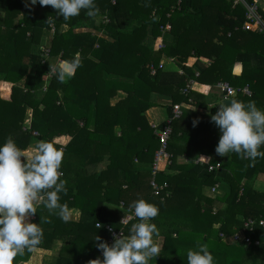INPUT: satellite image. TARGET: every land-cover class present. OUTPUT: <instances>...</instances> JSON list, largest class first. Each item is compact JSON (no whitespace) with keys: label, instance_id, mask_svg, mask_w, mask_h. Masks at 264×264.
Returning a JSON list of instances; mask_svg holds the SVG:
<instances>
[{"label":"trees","instance_id":"obj_1","mask_svg":"<svg viewBox=\"0 0 264 264\" xmlns=\"http://www.w3.org/2000/svg\"><path fill=\"white\" fill-rule=\"evenodd\" d=\"M95 3V16L82 10L63 21L51 6L29 8L25 0H0V83L11 90L9 98L0 92V144L12 136L22 150L33 140L62 148L66 192L60 193V202L79 214L64 222L38 204L31 219L43 231L37 247L50 249L55 239L67 236L69 243L60 248L55 264L102 260L97 235L113 243L108 225L129 236L138 221L120 222L134 201L144 199L159 208L151 222L159 229L161 252L150 264H188L187 250L198 244L207 245L215 264H264V228L251 232L258 245L228 244L219 236L230 235L247 218L264 219V191L253 187L264 177V158L250 162L235 153L218 156L220 131L211 121L225 96L219 82L248 85L251 95L238 93L232 99L254 101L264 109V33L244 28L246 9L231 0ZM259 9L264 22V9ZM166 24L169 29L162 33ZM33 44L38 51H30ZM164 56L181 73L163 71L159 64ZM73 57L81 66L72 78L58 81L50 68ZM214 87L221 93L212 92ZM38 90L43 91L40 99L34 97ZM118 90L126 97L111 104ZM153 93L171 97L166 119L158 126L146 113L157 106ZM182 104L208 112L182 107L181 115L172 118L168 155L153 174L159 148L155 130ZM26 107L32 109L28 128ZM194 119L199 120L196 126ZM180 156L185 161L178 162ZM105 157L108 163L102 167ZM206 163L220 167L208 170ZM152 181L157 187L166 185L160 195H154ZM215 185L218 191L209 194ZM30 255L25 250L14 264H27Z\"/></svg>","mask_w":264,"mask_h":264},{"label":"clouds","instance_id":"obj_2","mask_svg":"<svg viewBox=\"0 0 264 264\" xmlns=\"http://www.w3.org/2000/svg\"><path fill=\"white\" fill-rule=\"evenodd\" d=\"M51 6L63 21L79 16L85 11L88 16L98 12L95 0H25L26 7ZM55 21V18L52 17ZM81 66L78 57L62 60L50 72L64 82L75 75ZM224 101H230L225 104ZM211 115V121L219 128L220 138L215 152L220 157L235 153L241 159L254 162L264 158V109L254 101L224 99ZM216 107V106H215ZM199 123L193 120V126ZM64 151L52 141L40 140L25 153L12 136L0 144V264H14L25 250L31 252L42 240L40 223L30 221L36 214V205L43 203L50 212L64 222L70 219L68 206L60 202V193L66 192L61 165ZM132 216L123 217L120 223L128 224L133 218L130 235L113 234V243L101 240L97 235L96 247L103 259L91 260L89 264H150L160 255L159 229L151 221L159 215V208L144 199L130 206ZM99 227V224L97 225ZM188 264H215L206 244H198L187 250Z\"/></svg>","mask_w":264,"mask_h":264},{"label":"crops","instance_id":"obj_3","mask_svg":"<svg viewBox=\"0 0 264 264\" xmlns=\"http://www.w3.org/2000/svg\"><path fill=\"white\" fill-rule=\"evenodd\" d=\"M256 2L258 3V5L261 8L264 9V0H256ZM0 15H2L1 12H0ZM89 30H92L93 32L97 33L99 36L106 37L105 34L102 32H96L94 29H89ZM75 31H83V30L77 29ZM150 42H151V38H149V43ZM38 49H39L38 44H33V46H31V48H30V51L36 52V51H38ZM160 62L163 65L162 66L163 71L181 73L180 69L177 67V65L170 58L164 56V57H162ZM0 76H2V74H0ZM17 84L22 86L24 84V78L22 80H20ZM8 88L9 87H6L0 83V92L2 95H4L3 98H5V97L9 98L11 90ZM211 91L214 93H221V90H219L217 87H214ZM42 95H43V91L38 90V91L34 92V97L36 99H40L42 97ZM125 97H126V93L122 90H118L117 94L114 97L110 98V103L115 104L118 100L123 99ZM151 99H152V101H154L155 104H157V106H152V107L148 108L146 113H147V116L149 117L151 123L154 126H158L161 123H163L166 119L165 107H166V105L171 104V97L169 95H166V94L153 93L151 96ZM212 103H214V100ZM179 107L180 108L184 107L190 111H196V112H202V113L208 112V110H203V109L197 110L193 106L186 105V104H182ZM31 113H32V109L30 107H26L25 118H24V126L26 128L30 127ZM38 141L39 140H33L31 145H29L24 150L25 153L27 154L28 150L33 145H35ZM183 161H185V157H183V156L178 157V162H183ZM107 163H108V160L105 157L104 160L101 162L102 167H104ZM253 187L255 189L260 190V191H264V177L263 178L258 177L253 182ZM36 207H37V205H36ZM69 213H70V219H72V220L78 219L79 214H78V211L76 209H70ZM33 218H34V215L30 218V221ZM68 239L69 238L67 236H59L57 239L54 240L53 246L50 249H43L40 247L34 248L31 251V255L28 258L27 264H55L57 261L58 255H59L60 248L62 246H64L65 244L69 243ZM157 242L160 244L161 243L160 239ZM18 264H21V262H19Z\"/></svg>","mask_w":264,"mask_h":264},{"label":"built area","instance_id":"obj_4","mask_svg":"<svg viewBox=\"0 0 264 264\" xmlns=\"http://www.w3.org/2000/svg\"><path fill=\"white\" fill-rule=\"evenodd\" d=\"M233 2V5L237 4V3H241L244 5L245 9H246V14H245V22L243 24L244 28H248L251 30H256L258 32H262L264 33V22L262 19V15L260 13V9H259V5L257 2L253 3V4H247L245 2V0H231ZM53 26L51 25V31H53ZM169 29V25L166 24L164 26L161 27V31L162 33L167 31ZM160 47L162 46V44L159 45ZM44 56H48V51L46 50V52H44L43 54ZM160 67H162V63L160 62L159 64ZM154 72V70L152 69V73ZM189 83H191V81H189ZM217 87L220 88L224 93L225 96L223 98H232L234 95L240 93L243 95H251V91L248 87V85H244L242 87H238L235 88L231 85H229L227 82H219L217 84ZM185 91V89H184ZM173 116L171 118H168L166 120L167 124L159 129L155 130V133L158 137L159 140V148L155 151V156H154V166H153V171L152 173L154 174L156 172V164L158 161L162 160L163 157H167V152H166V145H167V141L168 138L170 136L171 133V127H170V122L172 120V118H177L181 115L182 111L181 108L179 107H174L173 111ZM201 162V161H200ZM204 163V162H202ZM208 166V170H213L216 169L218 167H220L219 163H216L215 165L213 164H208L206 163ZM151 184L154 186L153 187V193L154 195H160L161 191H163V188L166 185H162L157 187L153 181L151 182ZM218 191V185L212 186L210 188V192L209 194H215ZM122 204V203H121ZM133 212L130 209L125 217L128 216H132ZM99 223H97L96 225H98ZM260 226L262 228H264V219H253V218H247L243 221L242 226L239 229H236L233 233H231L230 235H226L224 233H219V236L222 238V240L225 243L228 244H234V245H249L250 243L253 242L254 245H258L259 241L258 240H254L251 237V232L257 227ZM106 228L109 229L111 231V235L113 236V234L115 235H120L122 231L119 232H115L113 230H111V228L106 225ZM122 235L125 236L122 232ZM112 240L109 239L108 242H111Z\"/></svg>","mask_w":264,"mask_h":264},{"label":"water","instance_id":"obj_5","mask_svg":"<svg viewBox=\"0 0 264 264\" xmlns=\"http://www.w3.org/2000/svg\"><path fill=\"white\" fill-rule=\"evenodd\" d=\"M224 99L231 100L232 98H223V99L221 100V103L224 101ZM224 103H225V104H229V103H230V101H224Z\"/></svg>","mask_w":264,"mask_h":264},{"label":"rangeland","instance_id":"obj_6","mask_svg":"<svg viewBox=\"0 0 264 264\" xmlns=\"http://www.w3.org/2000/svg\"><path fill=\"white\" fill-rule=\"evenodd\" d=\"M263 178V177H262ZM215 226H217V225H215Z\"/></svg>","mask_w":264,"mask_h":264}]
</instances>
